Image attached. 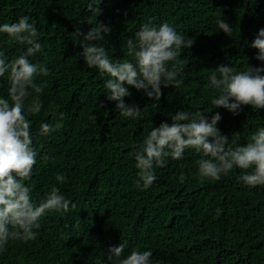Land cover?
I'll list each match as a JSON object with an SVG mask.
<instances>
[{
    "label": "trees",
    "instance_id": "1",
    "mask_svg": "<svg viewBox=\"0 0 264 264\" xmlns=\"http://www.w3.org/2000/svg\"><path fill=\"white\" fill-rule=\"evenodd\" d=\"M98 8L99 15L93 16L86 0H0V23L24 15L35 22L42 53L30 59L45 63L50 73L37 78L46 85L41 112L27 116L38 155L32 177L24 183L39 203L56 185L55 176L63 174L65 182L56 186L71 208L65 214L47 212L35 240L9 241L0 264H95L120 242H127L122 258L150 249L152 264H264V186L243 185L240 169L219 181L202 179L197 174L201 154L186 150L182 160L169 159L156 169L157 180L142 191L135 186L133 159V149L147 131L170 123L171 115L181 110H212L209 116L220 112L218 128L237 145L264 127V109L245 105L237 116L213 109L210 101L217 93L208 86V75L218 65L237 71L261 66L257 50L247 45L264 28V0H101ZM219 18L232 26L230 34L218 29ZM148 21L167 22L194 43L182 50L186 65L177 76L179 86L162 89L159 102L129 89L124 102L141 109L132 120L106 100L107 76L84 64L79 56L83 37L76 32L109 26L105 50L113 60H122L125 41ZM0 50L12 60L23 46L0 34ZM7 88L5 74L0 96L7 98ZM58 112L65 113L62 127L40 136V124L51 122Z\"/></svg>",
    "mask_w": 264,
    "mask_h": 264
},
{
    "label": "clouds",
    "instance_id": "2",
    "mask_svg": "<svg viewBox=\"0 0 264 264\" xmlns=\"http://www.w3.org/2000/svg\"><path fill=\"white\" fill-rule=\"evenodd\" d=\"M100 2L86 0L87 10L93 16L99 15ZM216 24L224 34L233 31L221 18ZM110 32L111 28L103 24H96L86 33L77 30L76 35L83 37L79 56L88 68L107 76L103 85L106 100L114 101L123 117L135 120L141 115V109L124 102V98L131 95L129 89L159 102L162 89L179 86L177 76L186 65V60L180 59L182 50L191 48L194 40L186 38L167 22L156 25L148 21L125 41L126 58L113 60L103 43ZM0 34L23 46L21 54L12 60L0 50V77L7 74L8 83L7 98L0 96V252H3L9 241L35 240L41 218L47 212L65 214L71 208L69 199L56 186L65 182L63 174L55 176L56 185L49 188L39 203L32 199V187L24 183L31 179L38 155L33 147L32 121L27 116L41 112L40 94L46 85L42 80L38 83L37 78L50 74L45 63L30 59L42 53L40 32L35 22L24 15L16 22L0 23ZM247 46L257 50L255 59L262 62L261 66L247 65L244 70L237 71L222 64L210 72L208 86L217 93L210 101L213 109L222 108L233 116L239 115L245 105L264 109V28L258 30ZM211 111H177L171 115L170 123L161 122L147 131L133 149L138 189L148 190L157 180L156 169L165 167L169 159L182 160L186 150L201 154L197 174L202 179L219 181L234 169H240L242 174L238 180L243 185L248 188L264 186V127H257L246 144L237 145L235 139L230 140L218 128L222 120L220 112L209 116ZM64 118V112L55 113L51 122L40 124L39 135L48 136L60 129ZM236 135L238 138V133ZM179 180L183 182L185 177L181 175ZM126 246L127 242H120L108 247L103 253L104 260L97 259L95 264L113 259L117 264H152L150 249L131 251L122 258Z\"/></svg>",
    "mask_w": 264,
    "mask_h": 264
}]
</instances>
